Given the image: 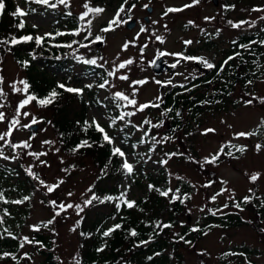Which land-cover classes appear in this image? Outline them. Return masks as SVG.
Listing matches in <instances>:
<instances>
[{"label":"rangeland","instance_id":"rangeland-1","mask_svg":"<svg viewBox=\"0 0 264 264\" xmlns=\"http://www.w3.org/2000/svg\"><path fill=\"white\" fill-rule=\"evenodd\" d=\"M11 1L15 8L19 5L24 10L35 9L34 12L23 18L26 25L35 30V35L52 32L54 26L60 30H65L68 19L63 18L61 14L68 11H71L72 16L75 17L77 29L81 28L82 22L78 20V17L86 10L82 7L85 0H71L69 8L58 5L54 10L44 5L26 3L25 0ZM52 2H55V0H52ZM122 2L123 0H90L91 6L102 7L105 11L96 17L89 14V17L86 18L93 20L91 36H88L87 28H84L80 35L76 36L78 43L74 44L68 53L69 59L73 60V75L65 74L54 68L49 69L52 74L56 75L58 80L63 78L71 80V85H69L71 87L84 88L87 83L94 84L91 90L86 88L84 90L82 99L87 105L85 118L87 121H91L93 116L100 119L102 126L105 127L109 135L115 137L116 143L130 155V162L134 164L136 172L132 177H122L119 182L120 192L123 190V186L130 183L131 189L128 199L137 201L146 197L149 190L148 185L142 179L144 174H151L155 178H166L168 186L172 189L180 181L187 182L191 184L192 193L191 199L184 207L181 223L183 222L185 226L195 227L206 223L207 218L210 219L211 214L208 212V208L216 209L227 202L229 207L223 210L224 213L236 211L231 206L230 193H224L218 196L215 202H210V198L223 187H227L234 192L235 200L248 195L250 188L256 189L258 194L264 195V149L257 152L255 148L257 143L264 144V130H261L256 136L233 139L234 133L255 130L261 118H264V104L254 101L246 106L243 102L251 99L252 96L264 97V62L257 69L259 73L257 79L252 80L251 85L247 83L248 80H242V82L235 84L231 97L225 103L220 101L217 103L215 91L208 90L204 92V95L206 98H211L210 100L207 99L211 103L203 104L204 108H208L207 111L195 116L192 114V109L180 108L181 116H179V119L182 122L180 131L170 132V117L161 116V111L165 109L163 107L164 103L160 109L150 107L143 112H137L133 117L126 118L131 121V124L125 127L123 131L120 130L124 127L123 121L118 120L116 126L109 128L107 119L109 115L118 116L121 111H134L131 107L123 109L116 107V102L111 98L112 93L116 91H122L131 96L132 89L135 87L138 90L135 97L138 104H145L155 103L158 96H162L164 100L169 92L177 89L183 91L186 87L192 85L195 80L191 79L190 74H204L209 69L203 68L201 64L195 61L182 60L176 69L170 68L165 74L156 76L151 71L150 61L157 56V51L204 57L217 64L227 57L228 53L226 54V52L231 50L233 40H237L241 35L260 33L261 29H264V20L258 19L264 16V11H252L255 7L264 8V0H199L198 4L187 8L184 6L192 4V0H129L125 8L131 7L132 3H135L136 7L130 14L122 13V17L127 18V15H131L130 20L136 21L134 27L128 30L125 27L126 25L122 24L114 31L101 32L100 30L108 25L109 20L113 18ZM145 4L152 8L150 14L146 12L147 8L143 7ZM232 5L234 7H225ZM168 8L183 10L164 15ZM145 17L148 18L147 23L144 21ZM205 17H214V19L205 20ZM229 20L234 23L257 21V24L253 28H249L247 24L242 25L240 28H232L228 24ZM153 21H156V23H153ZM189 21L193 23L189 24ZM33 24H37L38 27L33 28ZM141 25L147 31L140 33L139 38L135 39V46L130 45L127 50H122V45L125 42L133 41L136 38ZM217 29L220 30L218 35L216 34ZM153 33L163 37L164 42L157 41ZM95 35L104 37V41L92 44L91 41ZM85 36H88L87 40L84 39ZM185 41H193V43L186 45ZM80 43L88 44L89 47L81 48ZM145 43L148 44V47L141 56L139 49ZM81 56L85 59L103 57V60H98V63L107 61L104 68L91 65L101 71L102 75L86 71L85 68L88 65H84L74 58ZM129 58L134 59L135 63L126 69H122L117 74H127L130 77L129 80L122 81L115 77H107L106 70L112 69L113 62L119 64ZM162 58L168 66L177 59L173 56ZM34 61L37 67L43 65L42 61L38 59ZM178 72L182 75H177ZM0 75L4 77L5 83L2 87L7 94L6 106L0 111L5 112L7 119L11 120L15 114L16 105L25 96L23 93L13 94L9 85L13 81L25 79V72L14 60L12 54L6 50L0 54ZM102 76L109 79L115 87H106L105 89L95 87V85L103 82ZM201 76L198 75V78ZM185 77H188V79H185ZM168 79L172 80L174 87L172 85L161 87L155 82L156 80L166 81ZM139 80L147 82L130 87L131 81ZM180 85L185 87L182 88ZM18 87L22 88L23 85H18ZM246 93L251 95H246ZM105 97H108V99H105ZM90 98L96 101L99 99L102 106L89 105ZM193 103L196 104V101ZM79 109L80 104L72 102L70 109H68L69 117H72L74 113H78ZM22 111H28L31 114L26 118L20 117L22 124H28L33 115L41 122L35 125L38 129L35 131L34 140L30 141L32 144L31 149L24 150L19 160L13 162L0 160V187L3 189L9 187V197H6L9 201L22 199L24 196H29L30 200L22 204H4L0 202V212L7 209L10 213V216L4 217L3 228H8L17 237V239H12L4 234L3 239L11 242L10 244L14 246L15 250L10 254L17 257L19 264H44L43 258L35 248V244H25L23 248L19 247L23 237L34 239L35 235L40 233V230L33 231L30 226L46 223L53 218L55 212L59 209L49 204V201L54 200L57 204L63 202L83 206V201L91 195L87 191L89 187H94L96 192L97 187L102 186L105 181L98 179L101 172L91 157L78 152H68L64 149L53 127L51 121L53 112L51 110L44 109L32 102ZM146 118L153 123L161 119L164 120V126L153 129L150 135L157 138L163 135L173 137L172 140L157 145L154 152L148 151L151 147L150 141L144 144L138 143L143 131H146L148 126L145 125L141 131H137L136 128L132 127V125H140ZM49 121L51 123H48ZM209 128L215 129V132L207 135L202 134L205 129ZM6 129L7 122L0 123V132H4ZM32 133L33 131L29 132L27 129L16 130L11 139L13 142L28 140ZM127 135L131 142L137 141L135 149L132 148V143H128ZM45 140L54 143L52 145H42L41 142ZM228 141L237 145H246L247 151L243 154L235 153L238 157L235 159L222 156L216 165H204L203 168L200 164L194 162L200 161L202 163L204 157L216 153L221 144ZM57 148L59 152L55 151ZM27 151L47 152L46 156L40 157L47 164H39L33 157L26 154ZM166 152H180L184 155L174 156L167 165L161 166L157 161L167 159L164 155ZM225 152H227V149H225ZM140 153L145 154V156L143 160L138 162V154ZM5 154L8 156L13 155L11 149L8 148L5 149ZM149 156H151V159H148ZM189 157L192 160H189ZM120 163L119 158V165ZM29 165H34L33 171L46 184H55L61 179L64 183L52 193H48L46 187L41 186L39 181L26 174L25 169ZM63 169L68 171L65 172ZM257 172L261 174L259 180L255 184L250 183L249 177ZM176 176L183 179L177 180ZM212 180L215 181L213 186L209 188L202 187V185ZM221 181H227V184L224 185ZM110 185L114 186L115 180H111ZM68 193H72V195L69 196ZM98 204L94 203L84 208L80 215H77L75 208L67 209L61 212L60 216H57L54 223L50 225L52 228L51 235L54 236V250L58 264H61V262L62 264H75L73 258L77 254L80 257L83 245L80 235L81 223L85 218L104 216L110 211V206ZM202 207L205 208L203 212L200 211ZM189 209H191V213H189ZM217 215L222 214L218 213ZM241 216L243 220L248 222L247 225L236 229H212L196 245L183 249L177 248L174 251V256H172L171 264L176 263L175 257H178V260L180 258L181 264H246L245 257L250 264H264V232H261V229L264 228V215L261 221H258L253 211H244ZM81 217L83 219L79 228L76 231H71ZM113 217L104 222L102 225L103 230L116 224L117 217ZM257 227L260 229L259 231H257ZM3 228H0V234L3 233ZM143 251H146L145 248ZM244 251L247 254L243 256H222L224 253H244ZM201 252L204 254L201 255ZM25 253H28L31 258H22ZM17 260H13L11 256H8L0 259V264H17Z\"/></svg>","mask_w":264,"mask_h":264},{"label":"trees","instance_id":"trees-1","mask_svg":"<svg viewBox=\"0 0 264 264\" xmlns=\"http://www.w3.org/2000/svg\"><path fill=\"white\" fill-rule=\"evenodd\" d=\"M6 8L2 16H0V39L7 38L10 35L21 37L25 35L35 36V30L29 28L25 24L24 29H18L15 27L19 23L20 18H14L10 13L15 11V6L11 0H5ZM53 9V8H50ZM54 10V9H53ZM63 18L68 19V25L65 30H60L54 26L51 33L57 31L70 33L77 29V23L75 17L72 15L61 14ZM56 24V23H55ZM264 39V31L260 33H249L247 35H241L236 41L237 44H231V50H228L227 57L234 52H241L243 60L237 58L229 62L225 66V71L217 77L216 72L219 65L227 58L222 59L217 63V69L206 71L201 77L195 80L190 85L191 91L173 90L164 97L163 107H172L174 111L169 113L168 117L171 119L170 132L173 130L180 131L182 129V122L175 115V110H180L182 107L192 109V114L195 116L207 111L208 108H204L202 103L207 100L204 92L208 90L215 91V100L225 103L231 97L233 87L235 84L242 82V80H254L257 79L259 73L257 71L259 65L264 62V46L259 44H253L251 50L246 51L239 47V44H247L250 41ZM76 40V36L64 35L58 36L54 40H46L43 47L37 48L34 41L28 43H20L12 47L11 51L6 50L5 46H0V54L6 50L10 52L14 57V60L29 62L27 68L23 67L20 63H17L25 72V79L30 84L29 92L35 94L39 98H45L48 94L56 89L61 93L53 103L42 107L53 112L52 124L55 128L59 139L64 149L68 152L72 151L82 140H88L92 144V147H82L78 153L86 154L91 157L96 163L100 172L105 169V165L108 164L106 176H99L100 181H105L102 186L97 187L96 194L103 197L104 195L117 196L120 193L119 182L123 174L122 170H119V158L113 157L109 164V157L111 155V146L104 143L102 135L95 130L93 126L88 131H83L85 112L87 105L83 101V96H77L57 88L59 83L71 85V80L60 79L58 80L55 74H52L49 69L54 68L68 75H73V60L69 59V51L71 48L67 47H55L56 44H68L71 41ZM77 41V40H76ZM74 44L72 45V47ZM231 51V53H230ZM29 53H34L36 59L42 61L41 67L35 66V61L31 58ZM59 57V59H57ZM86 71L89 73L96 72L102 75L101 71L91 65L86 66ZM239 74V77L237 76ZM65 77V76H64ZM67 77V76H66ZM213 81L209 84L207 81ZM193 85H198L193 87ZM199 91V92H198ZM201 92V93H200ZM196 101V104L193 102ZM37 104L35 101H33ZM72 102H78L80 109L78 113H74L72 117H69L68 109ZM89 105H97L96 100L90 98ZM80 122L79 124L77 122ZM166 132V133H170ZM128 143L135 144L137 141L131 142L129 136H126ZM100 144H104L103 147ZM26 177V175H25ZM143 181L145 184L155 185L160 189L170 188L167 183V179L155 178L151 174H144ZM98 180V181H99ZM115 180V185L111 186L110 181ZM179 187L183 195L187 193L191 196V184L180 181L175 188ZM174 188V189H175ZM173 189V190H174ZM0 190L5 191V196L9 197V187L4 189L0 187ZM257 196L264 198V195L257 193ZM169 198H165L159 195L156 191H149L146 197L137 200L138 208L128 209L125 205H121L119 212L116 209V202H105L104 204H98L103 206H110V211L104 216H98L95 218H85L81 223V232L89 233L90 236L82 238V250L80 252L81 264H171L172 256L177 248H187L189 246L196 245L205 236L204 232L209 233L214 228L223 229H236L247 225V221L243 220L241 213L244 211H253L258 218V221L262 220L264 215V207L260 206L259 200H253L252 203L242 204L243 211L235 208V212H228L227 215H211L210 219L207 218L206 223L197 226L202 229L200 232H190V228L193 226H185L181 223L182 213L185 205L189 202L186 200L184 204L176 201L175 203H169ZM249 195V194H248ZM247 196V195H246ZM244 197L237 199L241 201ZM142 209V211H141ZM116 216V224H122L120 230H116L110 237H102L101 233L104 231L102 225L104 222L110 220L111 217ZM209 220V221H208ZM156 221L163 223L173 224L172 228L164 229L160 235H154L153 229ZM151 225V226H146ZM51 226L41 227L40 233L35 235L34 240L40 241L44 247H40L35 244L38 254L43 258L44 264H58L57 257L54 250V236L51 235ZM99 229V231H98ZM135 229L138 233L136 237H131L129 231ZM260 229L257 227V231ZM159 231V229H156ZM174 233L184 235L186 240H190L192 243L186 244L183 241H178V237ZM152 236V242L135 247V245L141 240H148ZM11 242L2 239L0 240V253L9 252L12 253L15 249ZM104 247V250L98 252L97 249ZM145 248V252L143 249ZM161 253L159 256H155V253ZM236 253V252H234ZM246 255L247 252L244 251ZM152 256V260H148L147 257ZM238 256V255H237ZM175 264H181V260L178 257L174 258ZM224 260V259H223Z\"/></svg>","mask_w":264,"mask_h":264},{"label":"snow or ice","instance_id":"snow-or-ice-1","mask_svg":"<svg viewBox=\"0 0 264 264\" xmlns=\"http://www.w3.org/2000/svg\"><path fill=\"white\" fill-rule=\"evenodd\" d=\"M26 3H35V4H39V5H44L46 7H50L55 9L58 5H63L66 8L70 7V3L71 0H55V2H52V0H25ZM129 3V0H123V2L121 3V5L119 6V8L117 9L115 15L113 16V18H111L108 22V25L104 28H102L100 31L101 32H109V31H114L116 28L120 27V25L122 24H126L128 22V20H130L132 17L131 15H127V18H123L122 17V13H128L130 14L132 12V10L136 7L135 3L131 4V7L129 8H125V5H127ZM199 3V0H192V4L190 5H185L184 7H191L193 5H196ZM148 4H145L143 7L144 8H148ZM82 7L84 9H86L84 12H82L79 17L78 20L80 22H82L81 28H78L70 33H65V32H60L57 31L54 34L51 32H45L43 35L37 34L35 36L33 35H25V36H21V37H16L14 35H10L7 38H3L0 39V46H5L6 50L11 51L12 47L20 44V43H28V42H33L35 43L37 48L43 47L44 43L46 40H54L56 37L58 36H64V35H73V36H78L80 35L81 31L84 30V28H87L88 30V36L92 35L91 32V25L93 23L92 19H86L87 17H89V14H91L93 17L99 16L100 14H102L105 9L102 7H95V6H91L90 0H85V3L82 5ZM226 8L228 7H234V5L232 6H225ZM6 8V4H5V0H0V16L3 15L4 11ZM183 9H176V8H168L166 9L164 15H167L170 12H176V11H182ZM35 9H28V10H24L22 9L19 5L16 6L15 11H13L12 13H10V15H12L14 18H20L19 19V23L15 25V27H17L18 29H24L25 28V20L23 19L24 17L30 15L32 12H34ZM252 11H264V8H260V7H255L252 9ZM66 15H72L71 11H68L66 13ZM214 19V17H205V20H211ZM259 20H264V16H261L258 18ZM153 23H156V21H153ZM192 21H189V24H192ZM228 24L231 25L232 28H240L242 25L247 24L249 28H253L256 26L257 21H240L238 23H234L233 21L229 20ZM38 25L37 24H33V28H37ZM165 27H167L165 25ZM147 29L141 25L140 28V32L137 33L136 38H134L133 41H127L122 45V50H127L129 48V46H135V39L139 38L140 33H144L146 32ZM261 31H264V29H261ZM220 32L219 29L216 30V34L218 35ZM153 35H155V33H153ZM88 36H85L84 39L87 40ZM155 39L161 43L164 42L163 37H161L160 35H155ZM104 41V37L100 36V35H95L94 39L91 41L92 44H96L97 42L102 43ZM78 41L73 40L71 41V43L68 44H56L54 45L55 47H67V48H72L73 44H77ZM186 45H190L191 43H193V41H185L184 42ZM232 43L235 45L237 44L236 40H233ZM253 44H259L261 46H264V39L256 41H250L247 44H239V47L241 49H244L246 51L251 50V46ZM80 47L81 48H88L89 45L88 44H84V43H80ZM148 47V44L145 43L144 45H142L139 49L141 56H143V53L145 51V49ZM29 55L31 56V58L33 60H35L37 57L35 56L34 53H29ZM164 56H173V57H177L176 61L174 63H171L169 65L170 68L172 69H176L177 65H179L181 63V61H195L199 64H201L203 66V68L205 69H217V65L214 64L213 62H211L210 60L204 58V57H195V56H190V55H184L183 53H169V52H165V51H157V56L156 58H154L152 61H150V64L152 66H158L157 65V60H159V58L164 57ZM75 59L79 60L82 64L84 65H92V66H96L97 68H104V64L107 63V61H104V63H98V60H103V57H97V58H91V59H85L82 56L81 57H74ZM237 58H240L241 60H243V55L241 52H234L232 55H229L220 65L219 68L216 72L217 77L220 76L221 73H223L225 71V66H227L229 64L230 61L235 60ZM57 59H59V57H57ZM17 63H20L23 67L27 68L29 65V62L27 60L25 61H17ZM135 63L134 59L129 58L127 60L121 61L119 64H116L115 62H113V66L111 70H106L107 72V77H115L119 80L122 81H127L130 79V77L127 74H123V75H117L122 69H126L128 68V66L133 65ZM195 71V70H194ZM177 75H182V73H176ZM191 75V79L192 80H196L198 79V75H203V73H199L197 74H190ZM102 83H99L97 85H95V87H98L99 89H105L106 87H115L114 84H112L109 79H107L106 77L102 76ZM185 79H188V77H185ZM147 81L145 80H139V81H131L130 87L137 85V84H144ZM158 85H160L161 87H167L169 85H172L173 87L175 85H173V82L171 79H168L166 81H160V80H156L155 81ZM5 83L4 81V77L2 75H0V109H3L6 106V97L7 94L4 92L3 89V84ZM207 83L211 84L213 83V81H207ZM249 85H251L253 83V81L249 80L247 82ZM18 85H23V87H18ZM198 85H193V87H197ZM9 87L12 89L13 94L16 93H23L25 98L20 100L18 102V104L16 105L15 108V114L13 115V117L11 118V120H8L6 117V113L3 111H0V123H5L7 122V129L4 132H0V160H4V161H16L19 160L21 158V153L24 150H28L32 148V144L30 143V141L34 140L36 133L33 132L31 136H29L28 140H24V141H20V142H13L11 137L14 133V131L16 130H20V129H27L30 128L32 125H36L38 123H40L41 121L35 117L34 115L31 117V120L28 124H22L20 117H29L31 114L28 111H22L23 109H25L28 105H30L33 101H35L37 103L38 106L41 107H45L51 103H53L55 101V99L61 94L59 93L56 89H53L47 97L45 98H39L37 97L35 94H31L29 92L30 89V84L26 79H20L17 81H13ZM94 87L93 83H87L85 84L84 88H77V87H71L68 86L64 83H59L57 85V88L62 89L65 92L71 93V94H76L77 96L82 97L84 95V90L89 89L91 90ZM180 87H185L184 85H180ZM137 89L135 87H133L132 89V94L131 96L125 94L122 91H116L114 93H112V100L116 102V107L117 108H127V107H131L134 109V111H121L120 114L116 117H113L111 115L108 116V127L112 128L114 126H116L117 121H123L124 122V127H122L120 130L123 131L125 127L129 126L131 124V121L129 119H126L128 117H133L136 115L137 112H143L145 109L147 108H157L160 109L161 105L164 103L163 97L162 96H158L156 97V102L152 103H145V104H138L136 97V93H137ZM185 91H191V89L189 88H185ZM246 95H251L249 93H246ZM105 99H108V97H105ZM254 101H259L260 103L264 104V97H257V96H252L251 99L249 100H245L243 101L244 104L250 105L252 104ZM123 102V103H120ZM219 101H217L218 103ZM97 105L102 106V102L98 99L96 101ZM202 103H211V101H203ZM174 111V109L172 107H167L165 108L163 111H161V116L167 118L169 113H172ZM175 115L177 117L181 116V112L179 110H175ZM102 116V114H101ZM48 123H51L50 121ZM78 124L80 123L79 121L77 122ZM147 125L148 129L146 131H143L142 136L140 137V140L138 141L139 144H144L147 142H151V147L148 149L149 152H154L156 150V146L163 144L165 142H168L170 140L173 139V137L168 136V135H163L160 138H157L154 135H150L151 131L153 129H158L164 126V120L161 119L156 123H153L150 119H145L144 121H142V123L140 125H132V127L136 128L137 131H141L144 126ZM95 127V130L97 132H99L102 135V140L104 141V143H106L107 145L111 146V155L109 157V164L112 161L113 157H118L121 160L120 166H119V170L123 171V174L126 177H132L136 174L135 172V168H134V164L130 162V155L128 153H126L122 147H120L117 143H116V138L109 135V133L105 130V127L102 126L100 119L97 118V116H93L91 121H84V127H83V131H88L90 128ZM231 127V126H229ZM261 130H264V118H261L259 125H257V128L255 130L252 131H248V132H237L233 134V139H239L241 137L244 138H249L252 136H256L259 134V132ZM175 131V130H173ZM215 129H205L204 132L202 134L207 135L208 133H214ZM190 134V133H189ZM147 138V139H146ZM42 145H52L54 142L53 141H42L41 142ZM101 147L104 146V144H100ZM82 147H92V144L89 143L88 140H82L80 144H78L75 148L72 149V151H78L80 148ZM137 147V144H133L132 148L135 149ZM11 149L13 155L8 156L5 154V149ZM256 151L259 152L262 149H264V144H260L257 143L255 145ZM225 149H227V152H225ZM20 150V151H17ZM56 152H59V149H55ZM247 151V146L246 145H237V144H233L231 141L225 142L223 144H221L219 150L214 153V154H210L207 157L203 158V162L201 163L200 161H194L197 164H200V166L203 168L204 165H216L218 163V161L221 159L222 156H228L230 158H238L235 153H240L243 154L244 152ZM28 156L33 157L35 161H38L39 164L41 165H46L47 162L44 160H41L40 157L42 156H46L48 153L47 152H36V151H27L26 153ZM167 159H162L160 161H157V163L161 166L167 165L169 160L174 157V156H183L184 153H180V152H172V153H165L164 154ZM145 154L140 153L138 154V162L139 160H143L144 159ZM148 159H151V156L148 157ZM189 160H192L191 157H189ZM63 162V161H62ZM147 162V161H145ZM108 164L105 165V169L102 170L101 175L102 176H106L108 174L107 169H108ZM33 167L34 165H29L26 169L25 172L28 176H30L32 179L39 181V184L43 187L47 188V192L48 193H52L55 189L59 188V186L61 184L64 183V181L61 179L59 180L57 183L55 184H46L44 180H42L39 175L37 173H35L33 171ZM63 171L67 172V169H63ZM169 175H171V173H169ZM260 173H253L251 174V176L249 177L250 183L255 184L259 178H260ZM99 179V177H98ZM177 180H182L183 178L180 176H176ZM215 183L214 180L209 181L208 183L202 185V187L205 188H209L211 186H213V184ZM222 184L226 185L227 181H221ZM131 189V184H127L126 186H123V190L119 193V195L117 196H113V195H104L103 197L99 196L96 194V192L94 191V187L90 186L89 189L87 190L89 193H91V195L85 199L83 201V206L81 204H72V203H59L57 204L56 201L52 200L49 201V204L53 205L54 207L58 208L59 210L55 212V215L53 216L52 219L48 220L46 223H42L40 225H32L30 226L31 229L33 231H39L41 227H48V225H51L54 223L55 219L57 216H60L61 212L66 211L67 209H71V208H75L77 211V215H80L81 212L84 211V208L93 205L94 203H99V204H104L105 202H116V209L119 212L121 205H125L128 209H132V208H138V205L136 203V201L134 200H130L128 199V195ZM148 190L149 191H156L159 193L160 196L165 197V198H169L170 193L172 194L170 199H169V203H175L176 201H179V203L184 204L186 200L191 199V196L187 193H184L182 196L179 195L181 193V189L179 187L175 188L174 190L172 188H167V189H160L157 188L155 185L149 184L148 185ZM249 195L245 196L241 201H236L235 200V194L232 190L228 189L227 187H223L221 188V190L217 193H215L211 198H210V202H215L217 200V197L224 194V193H230L229 195V200L232 202L231 206L239 209L240 211H243V207L242 204H248V203H252L253 200H259L260 201V206L264 207V198H261L259 196L256 195L254 189L250 188L249 190ZM69 196L72 195V193H68ZM30 197L29 196H24L22 199H17V200H11L9 201L8 199H6L5 196V191L4 190H0V202L7 204V203H12V204H22L25 201H29ZM229 207V203H225L222 207H218L216 209H212V208H208V212L215 216L218 213L220 214H224L227 215V213H224V209ZM142 211V209H141ZM200 211L203 212L205 211V208L202 207L200 208ZM189 213H191V209H189ZM6 216H10V213L8 212L7 209H4L3 212H0V228H3V225L5 223L4 221V217ZM114 218V217H113ZM83 219V217H81L80 220H77L76 225L71 229V231H76L77 228H79L81 220ZM146 226H151V225H146ZM182 226H183V222H182ZM173 224L171 223H163L161 221H156L155 222V226L153 229L154 235H160L161 232H163L164 229H169L172 228ZM122 228V224L117 223L114 224L112 227L104 230L101 235L102 237H110L112 235L113 232H115L116 230H120ZM156 229H159V231H156ZM99 231V229H98ZM190 232H200L202 231V229L193 226L192 228H190L189 230ZM261 232H264V228L261 229ZM4 234H6L8 237H11L12 239H17L16 236H14L12 234L11 231H9L8 228H3V233L0 234V239L4 238ZM207 232H204V235H207ZM81 236L83 237H87L90 236L91 234L89 233H84L81 232L80 233ZM129 235L131 237H136L138 235L137 231L135 229H132L129 231ZM175 236L178 237V241H183L186 244H191L192 242L190 240H186L184 235H180L179 233H174ZM153 237L150 236L148 240H141L139 241L135 247H140L142 245H146L150 242H152ZM25 244H37L40 247H44L43 244L40 241H35L34 239H29L28 237H23L22 238V242L19 244L20 248H23L25 246ZM104 250V247L98 248L97 251L101 252ZM201 255H203L204 253L201 252ZM155 256H159L161 255V253H155ZM228 255H241L243 256L244 253H224L222 254V256H228ZM11 256V258L13 260H17V257L4 252L3 254H0V259L4 258V257H8ZM22 258H28L30 259L31 257L29 256L28 253L24 254V257ZM75 261V264H81V261L79 259V255L77 254L76 257L73 258ZM148 260H152L153 257L149 256L147 257ZM246 260V264H250V262H247V258L245 257ZM17 264H19V261L17 260ZM62 264V262H61Z\"/></svg>","mask_w":264,"mask_h":264},{"label":"water","instance_id":"water-1","mask_svg":"<svg viewBox=\"0 0 264 264\" xmlns=\"http://www.w3.org/2000/svg\"><path fill=\"white\" fill-rule=\"evenodd\" d=\"M146 12H147L148 14H150V13L152 12V8L148 7V8L146 9ZM144 21L147 23V22H148V18L145 17V18H144ZM134 25H135V20H132V21H130V22H128V23L126 24V28H127L128 30H131V29L134 27ZM155 58H156V57H155ZM157 65H158V66H152V65H151V71H152L155 75H161V74H163V73H165V72H167V71L169 70L168 66H167L166 64L163 63V59H162V57L159 58V60H157ZM207 99L210 100L211 98H210V97H207ZM37 129H38V128H37V126H35V125H32L30 128H27L28 131H33V132L37 131Z\"/></svg>","mask_w":264,"mask_h":264}]
</instances>
